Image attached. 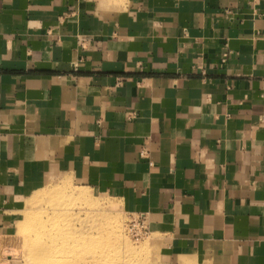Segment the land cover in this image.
<instances>
[{
  "label": "crops",
  "instance_id": "crops-1",
  "mask_svg": "<svg viewBox=\"0 0 264 264\" xmlns=\"http://www.w3.org/2000/svg\"><path fill=\"white\" fill-rule=\"evenodd\" d=\"M101 7L0 0V170L57 144L127 182L183 258L264 264V0Z\"/></svg>",
  "mask_w": 264,
  "mask_h": 264
},
{
  "label": "rangeland",
  "instance_id": "rangeland-1",
  "mask_svg": "<svg viewBox=\"0 0 264 264\" xmlns=\"http://www.w3.org/2000/svg\"><path fill=\"white\" fill-rule=\"evenodd\" d=\"M100 1L101 8L116 11L130 4V0ZM88 59L87 54L79 57L73 70L88 72L83 70ZM30 146L32 150L26 147L14 156V165L9 161L1 165L0 264H46L44 257L57 264H219L213 252L187 258L175 252L173 230L151 211L144 212L149 235L136 240L128 225L143 212L132 207L127 182L91 179L89 162L83 157L79 163L63 160L57 144H47L46 151ZM28 219L37 220L42 229L29 228Z\"/></svg>",
  "mask_w": 264,
  "mask_h": 264
},
{
  "label": "built area",
  "instance_id": "built-area-1",
  "mask_svg": "<svg viewBox=\"0 0 264 264\" xmlns=\"http://www.w3.org/2000/svg\"><path fill=\"white\" fill-rule=\"evenodd\" d=\"M128 231L136 240H141L147 237L150 232L147 215L145 213H141L137 216H134L129 222Z\"/></svg>",
  "mask_w": 264,
  "mask_h": 264
},
{
  "label": "bare ground",
  "instance_id": "bare-ground-1",
  "mask_svg": "<svg viewBox=\"0 0 264 264\" xmlns=\"http://www.w3.org/2000/svg\"><path fill=\"white\" fill-rule=\"evenodd\" d=\"M27 225L29 228H38V229H42L41 226L39 225V223L37 222V220H34V219H28L27 220ZM39 230V231H40ZM47 243H50L52 240H48L47 238H45ZM61 243V242H59ZM59 245V244H58ZM60 248H62L63 250H65L66 248H64L63 246L60 245ZM46 251V250H45ZM44 251V252H45ZM58 260V259H56ZM42 262H45L46 264H57L55 260L51 259L50 257H44L43 258V261ZM41 262V263H42ZM43 264V263H42Z\"/></svg>",
  "mask_w": 264,
  "mask_h": 264
}]
</instances>
